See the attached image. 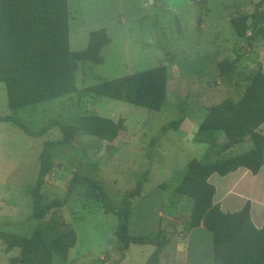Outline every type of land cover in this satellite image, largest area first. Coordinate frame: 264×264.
Wrapping results in <instances>:
<instances>
[{"label":"rangeland","instance_id":"374dc122","mask_svg":"<svg viewBox=\"0 0 264 264\" xmlns=\"http://www.w3.org/2000/svg\"><path fill=\"white\" fill-rule=\"evenodd\" d=\"M258 3L261 4L259 9L264 10V0H69L71 50L85 49L90 31L105 28L111 41L100 52L104 62L78 61L75 72L78 90L74 96L67 95L54 102L17 110L9 108L5 83L0 82V115H14L35 130L51 118L74 123L79 114H98L116 121L123 119L127 135L125 145L130 143L128 146L133 144L143 148L144 144L153 146L160 141L174 145L176 151L171 154L176 157L177 165H183L184 158L191 156L189 147L204 136L198 133L189 136L187 133L198 131L200 109H196V118L186 119L185 115L190 112L182 104H176V98L183 99L185 106L197 102L206 107L226 96L240 97L245 76L262 66L260 59L264 53L253 45L264 44V39L258 37L249 45L248 40L235 33L230 20L237 14L252 13ZM225 57L235 60L236 66L233 74L221 78L218 76V62ZM163 64L167 65L169 73L168 112L85 91V86ZM176 120H179L178 129H163ZM53 129L57 131L46 133L49 140L63 136L60 128ZM29 137L13 123L0 125V230L30 236L40 222L55 218L62 220L75 226L80 247L90 252V261L84 264H100L99 252L114 246L117 216L107 217L103 211L88 213L87 206H93L95 210L102 203H86V200L73 198L75 207H71L70 201L66 206L51 209L43 219L33 218L34 203L30 190L39 174L40 155L39 158L33 154L22 155L23 144L29 143ZM81 138L82 141H75V145L81 144L80 148L85 151L86 160L80 165L75 163V147L68 144L53 149L50 157L54 165L42 187L45 202L64 199L75 170L88 178L92 175L91 163L96 165L94 176L99 175L107 195L113 200L120 201L124 192L137 186L135 182L139 179L144 184L142 195L148 193L151 184L145 182L150 163L146 162L143 151L132 152L127 148L121 152L127 162L121 160L115 167L112 155L123 146L117 141L110 143L92 136L83 135ZM216 139L221 141L220 134ZM38 142V145H28L33 149L39 146L41 153L42 141ZM174 191L167 198L168 208L177 196ZM151 202L145 201L134 207L133 235L152 230L150 223L144 221L145 212L149 219L154 214L149 210L154 206L153 199ZM19 253V248L7 251L0 239V264H11L10 259ZM102 253L108 257L105 260L111 262L108 260L110 252ZM72 262L54 254L52 264Z\"/></svg>","mask_w":264,"mask_h":264},{"label":"trees","instance_id":"16d2710c","mask_svg":"<svg viewBox=\"0 0 264 264\" xmlns=\"http://www.w3.org/2000/svg\"><path fill=\"white\" fill-rule=\"evenodd\" d=\"M260 5L258 3L252 13L237 14L230 20L235 33L248 40L249 45L258 37L264 39V10L259 9ZM110 41L106 29L98 28L90 31L85 49L72 51L69 0H0V81L5 83L9 108H25L76 92L78 61L102 64L104 59L100 52ZM235 66V60L223 58L218 62V76L229 77ZM245 79L240 97L226 96L209 105L198 126L199 135L222 131L226 141L214 142L201 159L190 160L174 191L177 196L187 195L194 200L189 227L203 224L212 232L214 264H264V225L257 228L253 223L250 203L240 211L224 212L214 203L215 186L209 182L215 172L226 174L244 166L257 173L263 164L264 135L258 132V127L264 123L262 67ZM168 81V67L163 64L85 86V91L159 111L167 98ZM0 122L13 123L33 137L43 136L55 126L62 131V138L43 143L39 174L30 190L33 218L43 219L51 209L64 206L71 198L101 202L105 212L118 216L115 234L122 243L120 251L127 250L130 243L153 244L156 249L147 264H159L160 254L171 237L164 230L142 236L129 233L132 200L140 194V179L119 201L107 195L102 181L93 173L86 178L75 170L64 199L45 202L42 196L45 179L54 165L50 157L53 149L76 141L80 134L110 143L117 141L119 146H124L127 135L123 119L116 121L97 114H84L74 123H66L51 118L37 130L14 115H0ZM178 124L179 120L172 121L163 129H178ZM249 140V149L235 152L237 144ZM0 239L7 251L20 249V253L10 259L11 264H52L54 254L67 259L77 243L78 233L73 225L55 218L40 222L30 236L0 230Z\"/></svg>","mask_w":264,"mask_h":264},{"label":"crops","instance_id":"0c3cea01","mask_svg":"<svg viewBox=\"0 0 264 264\" xmlns=\"http://www.w3.org/2000/svg\"><path fill=\"white\" fill-rule=\"evenodd\" d=\"M254 48L255 49L258 48L259 50H261L260 52L264 53V44L261 43L255 44ZM260 61L262 62L261 63L262 66L259 67H262V70L264 72V55H261ZM75 94L76 92H73L68 95L74 96ZM66 96L67 95H64L45 102H54L56 100H60L61 98L64 99L66 98ZM175 102L176 104H182L183 107L187 108V110L190 112V113L187 112V114L185 115L186 119L190 118L191 120L194 117L196 118L195 113L198 112V110L196 111V109H200L201 117L197 125V129H198L199 124L203 121V119L207 114V108L209 105H207L206 107H202L201 105H198L197 102H192L190 103V106H185V101H183V99H177V98ZM167 105L168 104L166 98L165 103L163 107L159 110V112H161L162 110L168 112ZM11 110H17V109H11ZM81 115L83 114H79V116ZM1 124H7V122H0V125ZM53 128L49 130V132L54 130L57 131V129H53ZM12 131H16V130L12 129ZM258 132L264 135V123H262L258 127ZM187 133L189 134V136H193L194 134L198 133V131H189ZM218 134H220L221 136L220 142H218L216 139V136ZM83 135L84 134H80L78 136L79 141L80 140L82 141L81 136ZM200 136H202V134ZM203 136L204 139L201 137L199 141L193 143L192 146L189 147L191 156L188 155V158L186 159L184 158L185 162L183 165L182 163H180V165H177V162L175 160L176 157L171 154L176 151L175 149L176 146L164 144L162 141H160L159 143L153 146L149 145V143L144 144L143 148L138 147L137 145H133L132 143H131L132 145L128 146L130 144L128 143L127 145L119 148L112 155L111 161L116 162L115 167L118 166L117 164L121 163V160L124 163L127 162V161L125 162V159L121 157V152H124V150H127V148L130 149V151L132 152L143 151L146 162L150 163L149 166L150 169H148L149 170L148 179H146L145 183L150 182L151 187L147 190L148 193L146 195H142L144 193L143 190L144 184H143L140 190V194L132 200L131 216L129 222V233L130 235H133L131 233V224H132V215L136 204H140V203L144 204L145 201H149L150 203L151 200L153 199L154 206L153 208L149 209V210H153L154 214L152 218L149 219L147 213L146 212L144 213V221L150 223L152 230L149 232L139 233L133 236L157 234L160 230H164L166 234L171 237L170 243L162 250L160 254L159 264H167V263L168 264L171 263L214 264L215 263L212 232L209 231L203 224L193 228L189 227L188 223L193 209L194 200L190 196L183 195V196H176L172 203L173 205L169 206L170 208H168L166 203L169 193L173 192L176 186L182 180L189 161L194 158L201 159L205 154V152L207 151L209 145L213 144L214 142L222 143L226 141V136L222 131L208 135H203ZM29 138L31 139H28L27 141L29 143H35L36 145H38L39 140L42 141V145L45 140H49L47 138V134L40 137L30 136ZM57 138L60 139L62 138V136L58 135ZM29 143L26 142V144L25 143L23 144V146L25 145V148L24 149L22 148L24 150L22 152V155L33 154L37 158H39L40 147L36 146L33 149L30 145H28ZM66 145L68 146V144ZM66 145H63V147ZM69 146H71L72 148L75 147V153H76L75 163L77 165L82 164V162L86 160L85 159L86 156H84L85 153L84 149L80 148L81 144L75 145V141H74L72 143H69ZM250 147H251V141L249 140L244 143L237 144L234 147V150L235 152L238 153V152L246 151ZM197 155H201V156L199 157ZM95 166L96 165H93L91 163V167H89L91 169L90 172L93 173V175H94L93 167ZM95 176L99 178V175H95ZM137 182L138 180H136L135 182L136 185ZM209 182H211L215 186V194L213 198L214 203L219 204L224 212L233 213L240 211L249 202L250 213L253 223L257 228L263 227L264 225V159H263V164L257 173L253 172L247 167L241 166L226 174L215 172L209 177ZM135 199H137L136 201L137 203H134ZM73 200L74 199L71 198L64 206L68 205V203L71 201L70 202L71 207L72 208L75 207V205L72 203ZM85 202L88 203L87 201ZM93 208H94L93 206L92 207L87 206L88 213L94 211L95 212L103 211L107 217L116 215L114 213L105 212L102 204L95 210H93ZM175 213L178 215H176ZM118 222L119 219L117 216V220L115 222L116 230H117ZM114 239H116V241H114ZM114 239H113V244H114L113 248L105 249L99 252L100 264L103 263L111 264L112 262H115V264H147L148 258L156 249L155 245L149 243L147 244L130 243L128 249L122 252L120 251V248L122 246L121 241H119L117 237H114ZM80 246H81V241L78 236L76 245L73 248H71L67 256L68 260L70 261L73 260L72 264H84L85 262L90 261L91 258L89 257L90 252H88V250H85L83 247ZM81 248L83 249V251ZM103 251L110 252L111 255L108 260H110L111 262H107V260H105L108 257H104L105 253H102ZM73 256H75V258Z\"/></svg>","mask_w":264,"mask_h":264}]
</instances>
